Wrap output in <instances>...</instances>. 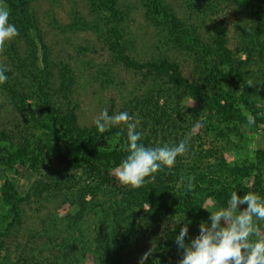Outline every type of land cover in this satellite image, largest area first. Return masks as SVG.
Segmentation results:
<instances>
[{
  "label": "trees",
  "instance_id": "obj_1",
  "mask_svg": "<svg viewBox=\"0 0 264 264\" xmlns=\"http://www.w3.org/2000/svg\"><path fill=\"white\" fill-rule=\"evenodd\" d=\"M220 1L235 5L253 21V25H243L248 35L239 42L235 53L226 46L222 24L216 28L211 42L205 43L188 31L178 30V19L163 0L144 3V16L164 25L169 41L194 51L190 78L169 59L140 62L125 52V40L118 26L122 13L116 0H87L93 22L76 20L72 24L93 31L106 43L116 63L155 85L154 97L145 94L135 101L143 111L139 116L144 119L137 128L141 133L139 144L148 148L149 138L142 129L146 124L158 126V136L169 146L184 139V132L191 133L188 152L176 158L174 167H162L155 173L154 181L133 190L121 186L112 174L128 155L127 132L111 127L100 133L95 123L79 126L73 108L63 113L50 110L45 91L48 73L42 69L38 77L34 73L36 43L42 46V60L46 48L34 19L32 0H0L10 11L9 23L18 29L15 39L22 43L12 67L0 64L7 76L0 91L8 95L12 108L24 116L27 124L18 131L22 142L15 144L0 131V171L6 176L0 182V264H82L86 255L92 257L93 264H139L148 252L144 264H172L181 250L175 237L187 224L185 244L191 242L192 231L199 232V225L204 223L207 199L211 198L219 208L227 207L233 191L240 198L251 192L264 200V151L249 150L251 161L245 166L228 164L222 156L229 139L240 138L246 128L264 129V75L258 82L261 92L257 93L248 84L257 82L258 75L250 71L249 81L245 72L246 66L250 68V52L264 53V0ZM245 18L248 22L249 17ZM12 49V45L7 49L9 57ZM258 71L264 74V70ZM183 97L196 102L201 109L179 105ZM26 98H31L30 103H26ZM159 98L163 99L161 104ZM245 112L255 117V124L248 125ZM197 121H202L203 127L194 129ZM203 143L211 147L202 150ZM206 153H211L214 163L203 162ZM19 170L35 175L24 195L7 177L18 175ZM189 177H194L192 191L186 187ZM52 194L60 195L59 204H67L72 214L61 218L48 216L39 230L27 235V244L13 257L7 242L21 224L22 203ZM174 219L176 222L162 231L160 244L138 254L135 260H127L121 246L124 240ZM35 239L42 244L33 247Z\"/></svg>",
  "mask_w": 264,
  "mask_h": 264
},
{
  "label": "rangeland",
  "instance_id": "obj_2",
  "mask_svg": "<svg viewBox=\"0 0 264 264\" xmlns=\"http://www.w3.org/2000/svg\"><path fill=\"white\" fill-rule=\"evenodd\" d=\"M145 1L116 0V7L120 14L122 13L118 17V26L122 29V36L125 40L124 46L127 48L125 52L140 62L151 58L169 59L179 66L184 76L190 78L193 71L194 51L169 41L165 32L166 27L162 24H155L144 16ZM163 1L178 19V30L188 31L205 43L211 42L216 28L222 24L226 30V46L232 53L239 50V42H242L248 35L243 30V25H253L250 15L246 16L244 11L242 12L228 1ZM31 3L34 19L41 34L42 44L46 48V55L42 60V46L36 43L34 49L37 59L34 73L37 77L41 69L48 73V85L45 91L48 94L50 110L63 113L65 110L73 108L76 121L81 127L93 125L95 119L105 109H107L109 116H115L126 111L134 119H139L140 123L137 128H140L144 119L139 116L142 109L135 104V101L142 99L143 96L145 97V94L154 97L155 85L148 79H141L140 74H134L116 63L113 60V54L108 51L106 43L101 37H97V34L93 31L90 29L81 30L72 26L76 20L88 24L93 22V14L87 0H32ZM0 7L3 6L0 4ZM245 17H249L248 22H245ZM10 45L13 48L10 52L11 57H9L7 50ZM21 49L22 43L15 38L6 42L4 50L0 52V64L8 67L10 64L11 66L17 55L19 56ZM262 54H264L262 51H251L247 62L251 69L245 67L249 81L252 79L251 72H256V75H258L257 82L255 80L251 81L256 82L252 84V87L257 93L261 92L262 87L258 85V82L262 77L261 75H264L258 71L259 69L264 70V55ZM240 57L245 58L243 54ZM22 83L24 84L21 80ZM30 101L31 98H26L27 104ZM162 102L163 99L159 98L158 103L161 104ZM179 105L191 110L201 109L199 104L185 97L180 100ZM24 126H27L24 116L12 108L8 95L0 91V131H3L15 144L22 142L18 131L23 129ZM112 127L122 128L127 132L125 124ZM142 129L145 136L149 138L148 148L165 145L160 135L158 136V126L146 124ZM150 132L152 134L156 132V135L153 137ZM229 140L230 143L222 150L223 159L228 164L245 166L251 161V157L247 153L249 150L264 151V129L256 130L248 127L243 130L240 138ZM212 142L211 145L213 146ZM211 145L203 143L201 149L206 150ZM214 161L215 159L211 153L203 159L206 164L214 163ZM19 171L21 173L18 175H7V177L15 182L17 192L24 195L30 183L35 179V175L23 172V170ZM5 177V173L0 171V182ZM60 201V195L52 194L39 200L31 198L28 202L22 203L21 224L7 242L13 257L27 244V235L39 230L40 223L45 224L48 216L54 214L57 218H61L72 214L69 206L67 204L60 205ZM246 207L247 205L237 206L238 211H243ZM219 209L222 208L213 206L212 201L207 199L204 203V223L210 226V212ZM174 222H176V219L174 221H164L162 225H153L152 230H140L136 236L124 240L121 246L128 257L127 260H135L138 258V254L160 244L162 231L164 228H169ZM257 222L261 233L264 234V221ZM221 223L223 226V222ZM192 233L194 235L193 239L199 235L196 230ZM250 239L255 240L256 237H250ZM33 242V247L42 244L37 239ZM12 246H18V248L15 249ZM182 258L183 249L178 251L177 259L172 264H179ZM82 264H93L92 257L86 255Z\"/></svg>",
  "mask_w": 264,
  "mask_h": 264
},
{
  "label": "clouds",
  "instance_id": "obj_3",
  "mask_svg": "<svg viewBox=\"0 0 264 264\" xmlns=\"http://www.w3.org/2000/svg\"><path fill=\"white\" fill-rule=\"evenodd\" d=\"M10 11L7 7H0V52L4 50L6 42L19 35L14 24L9 23ZM7 81L5 69L0 67V84ZM248 86H253L249 82ZM248 125L255 124V117L245 112ZM100 133H104L112 126L125 124L127 127V142L125 150L127 157L113 170L114 178L121 186L139 189L144 184L156 179L162 167L171 169L176 158L188 152L191 139L189 133L174 146L167 144L155 148H146L138 141L141 133L137 131L139 119H134L128 112H120L109 116L107 109L94 121ZM203 127L202 121H197L194 129ZM194 177H189L187 190L192 191ZM211 200V198H209ZM238 205H247L243 211H238ZM214 206V202H213ZM211 224L199 225V235L185 244L188 235V225L185 224L175 237L179 249H183V258L179 264H264V234L261 233L256 221H264V200L255 193H247L242 198L233 191L229 206L210 212ZM223 222V226L222 223ZM250 237H256L251 240ZM149 252L145 253L139 264H144Z\"/></svg>",
  "mask_w": 264,
  "mask_h": 264
}]
</instances>
